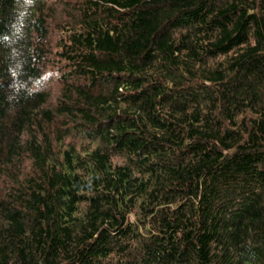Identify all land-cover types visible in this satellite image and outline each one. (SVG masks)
<instances>
[{"label": "trees", "instance_id": "obj_1", "mask_svg": "<svg viewBox=\"0 0 264 264\" xmlns=\"http://www.w3.org/2000/svg\"><path fill=\"white\" fill-rule=\"evenodd\" d=\"M0 264H264V0H0Z\"/></svg>", "mask_w": 264, "mask_h": 264}, {"label": "rangeland", "instance_id": "obj_2", "mask_svg": "<svg viewBox=\"0 0 264 264\" xmlns=\"http://www.w3.org/2000/svg\"><path fill=\"white\" fill-rule=\"evenodd\" d=\"M51 74H52V76H53V73L52 72H50Z\"/></svg>", "mask_w": 264, "mask_h": 264}]
</instances>
